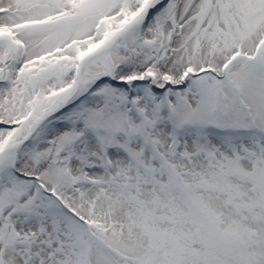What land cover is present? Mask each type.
Instances as JSON below:
<instances>
[{"label":"snow or ice","instance_id":"snow-or-ice-1","mask_svg":"<svg viewBox=\"0 0 264 264\" xmlns=\"http://www.w3.org/2000/svg\"><path fill=\"white\" fill-rule=\"evenodd\" d=\"M0 264H264V0H0Z\"/></svg>","mask_w":264,"mask_h":264}]
</instances>
